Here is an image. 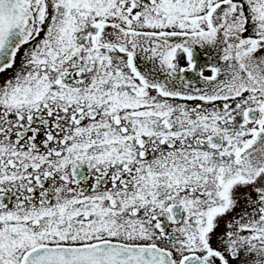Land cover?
<instances>
[{
	"label": "snow or ice",
	"instance_id": "obj_1",
	"mask_svg": "<svg viewBox=\"0 0 264 264\" xmlns=\"http://www.w3.org/2000/svg\"><path fill=\"white\" fill-rule=\"evenodd\" d=\"M0 264H264V0H0Z\"/></svg>",
	"mask_w": 264,
	"mask_h": 264
}]
</instances>
